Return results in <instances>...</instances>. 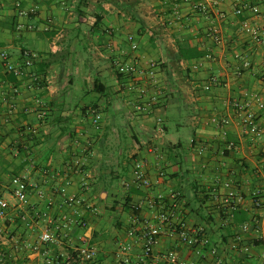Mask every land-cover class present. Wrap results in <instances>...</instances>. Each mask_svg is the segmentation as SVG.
<instances>
[{
    "label": "crops",
    "instance_id": "crops-1",
    "mask_svg": "<svg viewBox=\"0 0 264 264\" xmlns=\"http://www.w3.org/2000/svg\"><path fill=\"white\" fill-rule=\"evenodd\" d=\"M236 4L0 0V53L17 65L25 52L36 54L32 71L38 76L13 82L0 69V197L10 206L0 219V264H57L60 254L81 246L82 237L98 255L74 264H164L170 250L197 264H218L212 248L223 264H264V208L254 204L256 197L264 201V109L254 106L259 135L244 134L233 118L225 138L213 123L231 116L232 104L247 94L264 98V0H249L259 14L249 9L237 16ZM244 22L259 28L260 44L243 32ZM214 27L221 44L209 36ZM189 49L201 56L181 59L180 50ZM150 61L158 64L156 85L119 72L121 65L145 68ZM213 77L220 83L205 90ZM137 87L146 102L157 98L150 115L136 112ZM157 116L164 119L162 138L155 133ZM156 144L163 159L148 152ZM141 159L147 160L152 194L179 192L183 226L202 228L211 239L201 250L205 258L165 226L152 256L145 257L144 224L157 222L154 211L141 207L146 192L134 183V161ZM16 176L45 197L32 191L28 204L19 203L12 195ZM216 180L231 182L243 198L236 211L243 222L234 224L235 216L229 222L210 195ZM63 189L91 208L61 207ZM36 212L68 226L60 241H41L50 224Z\"/></svg>",
    "mask_w": 264,
    "mask_h": 264
},
{
    "label": "built area",
    "instance_id": "built-area-1",
    "mask_svg": "<svg viewBox=\"0 0 264 264\" xmlns=\"http://www.w3.org/2000/svg\"><path fill=\"white\" fill-rule=\"evenodd\" d=\"M220 0H216L218 4ZM199 10H202V5L197 6ZM251 10L254 14H259L260 9L258 7H251L249 0H237L235 14L237 16H242L246 10ZM221 18H224L222 15ZM243 32L251 37V39L260 44L262 42V35L259 28L252 26L248 22L243 23ZM209 36L214 39L217 44L222 43L221 33L218 27H214L210 30ZM131 42L132 49L136 50L138 45L135 43L133 37H129ZM37 56L31 52L24 53V63L23 65L15 64L9 57L6 52L0 53V59L3 63L5 72L13 73L16 78L30 77L34 81H37L38 76L32 71L34 62ZM239 58V57H237ZM246 67H249V63L246 62ZM157 70L158 64L155 61H150L147 67H140L136 64H125L120 66L119 72L122 75H126L130 79H133L137 76L146 77L151 84H157ZM219 79L213 77L209 84L205 86V90H210L211 86L218 85ZM135 85L131 87V90H135ZM138 88V87H137ZM138 88L137 103L135 104V109L137 113H146L150 115L154 110V106L157 104V98L151 97L150 101L146 102V92ZM254 104V105H253ZM254 106L258 110L264 109V98L258 94H247L246 98L243 100H237L232 104V115L227 116L221 120L214 119L213 123L222 128L223 136L226 138L228 127L235 118V120L241 126L244 134L248 135H259L260 130L257 125V114L254 110ZM96 114V112H93ZM97 123V120H95ZM155 133L157 138H162L165 136V125L164 119L162 116L156 117V126ZM228 147L230 149L234 148V143H229ZM148 152L156 154L159 156V159H163L164 156L160 151L159 145H152L148 148ZM203 150L199 151V154H202ZM147 160H135L133 165V178L134 183L139 189L145 190V196L141 202V207H145L151 211H154V219L157 224L145 223L141 239L143 240L144 255L145 257H151L155 247L159 243V237L161 235L160 226H165L169 230L171 236H177L179 241L191 248L195 249L196 253L202 258H205L206 255L202 254V249L209 247L211 244V239L204 232L202 228H191L187 229L181 223L182 215V199L179 192L171 190L167 194L157 193L152 194V181L147 170ZM83 186H87L86 179H83ZM12 195L13 197L21 204L29 203V196L32 191H35L40 198H44V193L38 189L36 185H31L27 182L25 178L20 176L13 177L12 179ZM225 189L226 192L221 194V189ZM210 195L219 201V209L222 213H225L227 220L230 222L234 219L235 212L240 206L243 198L235 191L232 186V183L229 181L216 180L214 185L209 188ZM64 194L61 207L72 209L74 207H86L91 208L87 205L81 198L76 196L68 197L66 195V189L62 190ZM255 206L257 208H264V201L256 197ZM10 206L9 202L0 197V219H5L8 213ZM93 211H97L96 208ZM36 216L39 218H47L49 220V228L41 235V241L46 244L56 243L63 238V230H66L68 226L62 225L60 223H54L46 213L36 212ZM64 219H68V216L65 215ZM72 222V220L69 219ZM77 224L84 229H88V224L85 221H77ZM248 228L247 225L243 227L244 230ZM131 236L135 235V232H130ZM68 238L67 235H64V238ZM123 250H128V247H124ZM249 248H245V251H248ZM210 253L213 257L217 259L218 264H223L221 258L219 257L218 250L212 248ZM98 251L96 248L91 247L86 240V237H82L81 246L73 251L62 253L58 256L57 264H74L78 260L91 262L97 258ZM126 264V263H121ZM164 264H197L191 260H185L182 258L181 254L177 250H170L165 256Z\"/></svg>",
    "mask_w": 264,
    "mask_h": 264
},
{
    "label": "trees",
    "instance_id": "trees-1",
    "mask_svg": "<svg viewBox=\"0 0 264 264\" xmlns=\"http://www.w3.org/2000/svg\"><path fill=\"white\" fill-rule=\"evenodd\" d=\"M2 26V23L0 22V27ZM201 56V53H197L195 50H193V49H189V50H187V52H185V51H183V50H180V52H179V57L181 58V59H184V60H190V59H193V58H198V57H200ZM0 69H4L3 68V64L2 63H0ZM7 73V72H6ZM5 80L6 79H9V80H11V81H13V82H15L16 81V76L13 74V73H7V75H4V77H3ZM239 216H244L243 215V213H241V212H235V220H234V224H238V223H240L241 221H242V219H241V221H240V219L238 218ZM243 222V221H242Z\"/></svg>",
    "mask_w": 264,
    "mask_h": 264
}]
</instances>
